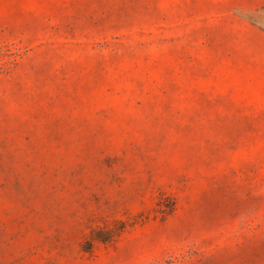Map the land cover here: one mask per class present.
Masks as SVG:
<instances>
[{
	"label": "rangeland",
	"instance_id": "rangeland-1",
	"mask_svg": "<svg viewBox=\"0 0 264 264\" xmlns=\"http://www.w3.org/2000/svg\"><path fill=\"white\" fill-rule=\"evenodd\" d=\"M0 264H264V0H0Z\"/></svg>",
	"mask_w": 264,
	"mask_h": 264
}]
</instances>
